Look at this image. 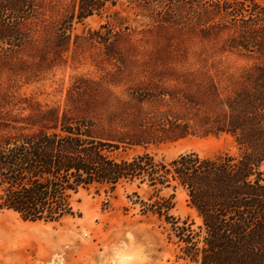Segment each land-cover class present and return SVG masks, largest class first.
Wrapping results in <instances>:
<instances>
[{
	"label": "rangeland",
	"instance_id": "obj_1",
	"mask_svg": "<svg viewBox=\"0 0 264 264\" xmlns=\"http://www.w3.org/2000/svg\"><path fill=\"white\" fill-rule=\"evenodd\" d=\"M77 2L34 0L26 17L0 15V30L17 31L14 40H0V125L55 110L93 121L108 144L119 145L111 152L117 160L239 154L230 134H217L218 121L256 59L228 50L227 34L204 39L127 5L111 12H119L120 33L107 47V15L71 24ZM147 191L138 183L83 190L75 216L54 224L0 209V264H191L168 226L150 215ZM175 204L174 217L193 229L202 224L185 191L176 192Z\"/></svg>",
	"mask_w": 264,
	"mask_h": 264
},
{
	"label": "trees",
	"instance_id": "obj_2",
	"mask_svg": "<svg viewBox=\"0 0 264 264\" xmlns=\"http://www.w3.org/2000/svg\"><path fill=\"white\" fill-rule=\"evenodd\" d=\"M33 3L6 0L0 15L25 16ZM120 5L146 10L165 27L199 30L204 39L227 34L228 50L258 61L244 88L226 99L224 123L218 121L217 134H230L239 154L191 153L169 163L149 155L117 160L111 152L119 145L108 144L93 121L49 110L39 121L0 125V209L54 224L75 216L74 199L83 190L113 192L138 183L148 189L150 215L168 226L185 261L264 264V0H78L69 22L107 15L103 44L111 47L120 33L119 12H111ZM1 27L0 40L15 39L14 28ZM180 189L201 219L197 229L172 215Z\"/></svg>",
	"mask_w": 264,
	"mask_h": 264
}]
</instances>
